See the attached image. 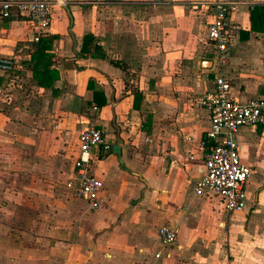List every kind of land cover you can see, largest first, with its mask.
I'll return each mask as SVG.
<instances>
[{"label": "crops", "instance_id": "0c3cea01", "mask_svg": "<svg viewBox=\"0 0 264 264\" xmlns=\"http://www.w3.org/2000/svg\"><path fill=\"white\" fill-rule=\"evenodd\" d=\"M50 1L42 34L0 14V57L15 61L0 71V264H264V127L236 132L244 210L195 192L215 76L241 102L264 96V0L239 4L220 56L207 0ZM89 127L112 144L92 151L96 210L68 186ZM162 227L177 234L165 248Z\"/></svg>", "mask_w": 264, "mask_h": 264}, {"label": "built area", "instance_id": "2783aa9c", "mask_svg": "<svg viewBox=\"0 0 264 264\" xmlns=\"http://www.w3.org/2000/svg\"><path fill=\"white\" fill-rule=\"evenodd\" d=\"M254 0H207L200 4L203 11L211 13L212 20L207 27V36L218 56L224 54L231 39L230 17L237 12L241 2L253 3ZM63 4L62 1H58ZM14 12L29 18L42 34L51 23L50 0H0V14L10 18ZM38 40V38H36ZM15 61L0 57V71L11 73ZM199 106L209 114L210 126L201 142L206 151L202 176L195 186L199 196L220 198L228 213L242 211L247 206L246 184L252 168L242 162L236 132L241 127H264V96L241 102L233 97L231 84L221 73L213 80L212 89L200 100ZM78 155L74 162L76 182L75 194L86 199L92 210L100 206V192L103 182L91 172L92 151L98 147L102 155L109 153L112 144L103 129L89 127L78 137ZM162 248L174 244L176 231L170 227L159 229ZM160 254H157L159 257Z\"/></svg>", "mask_w": 264, "mask_h": 264}, {"label": "trees", "instance_id": "16d2710c", "mask_svg": "<svg viewBox=\"0 0 264 264\" xmlns=\"http://www.w3.org/2000/svg\"><path fill=\"white\" fill-rule=\"evenodd\" d=\"M254 21V19H253ZM93 41V37L92 36H87L85 37L84 40V45H83V52L87 50L88 45Z\"/></svg>", "mask_w": 264, "mask_h": 264}]
</instances>
